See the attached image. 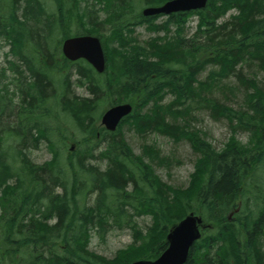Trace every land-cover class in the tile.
I'll return each instance as SVG.
<instances>
[{"label":"trees","instance_id":"1","mask_svg":"<svg viewBox=\"0 0 264 264\" xmlns=\"http://www.w3.org/2000/svg\"><path fill=\"white\" fill-rule=\"evenodd\" d=\"M70 1L72 5L50 0L56 6L50 10L44 0H10L8 14L0 7V38L19 62L10 68L17 77L9 85L16 82L21 98L15 104L9 97L6 70H0V264L155 260L167 248L172 226L190 212L212 229L193 246L185 264H244L238 230L232 227L238 221L226 218L239 209L246 215L241 224L259 227L245 207L250 203L246 183L264 219V192L253 187L258 180H250L260 171L264 185V0H209L205 9L190 14L160 15L166 21L157 26V16L143 17L135 3L159 7L170 0H96L98 7L104 4L98 10L89 0ZM230 11L234 15L223 21ZM188 15L199 20L190 38L181 21ZM73 20L82 25L75 34ZM135 22L166 36L139 44L129 30ZM105 23L111 25L107 39L102 35ZM172 26L176 33L170 32ZM84 34L100 37L108 53L102 75L83 61L74 64L76 85L87 89L86 98L74 94L70 75L64 76L57 63L62 42ZM57 72L63 77L56 86ZM168 94L172 101L164 104ZM235 97L244 98L239 109L222 102ZM125 103L134 109L123 126L114 133L99 127L105 107ZM51 108L69 117L83 135L67 157L63 131L46 123ZM197 111L229 122L231 138L223 150L193 128L189 118ZM131 122L140 134L189 142L197 159L186 189L155 175L153 165L169 163L156 145H144L141 156L130 149L122 128ZM56 134L59 139L53 138ZM239 134L247 135V144L237 139ZM44 141L53 158L33 164L24 150ZM96 159L106 164L104 170L91 164ZM241 196L246 198L242 210L237 203ZM141 216L153 220L145 234L135 222ZM123 222L130 223L133 246L139 248L119 251L112 260L90 251L94 228L106 233L110 224Z\"/></svg>","mask_w":264,"mask_h":264},{"label":"rangeland","instance_id":"2","mask_svg":"<svg viewBox=\"0 0 264 264\" xmlns=\"http://www.w3.org/2000/svg\"><path fill=\"white\" fill-rule=\"evenodd\" d=\"M95 1L96 0H89L91 5H95ZM66 2L72 5L70 0H66ZM46 3L48 4L50 10L55 9L56 7L55 3L53 2L50 3L46 2ZM9 4H10V0H0L1 10L5 14H8L9 12V9L7 8ZM135 4H136L137 12L139 11L141 13L144 10V8L142 7L138 8L137 2ZM95 6H96L95 7L96 10H98L104 7V4L99 7L97 5ZM123 13L129 14L127 10ZM231 15H234L233 11H230L227 17L223 21H227ZM100 17L101 20L106 19V16H104L103 12H100ZM165 21L166 18L164 19V17L157 16V18L154 21V25L157 26ZM181 21L182 22L184 21V35L190 38L197 33L199 27V20L197 15L185 16ZM172 27L173 28L170 29V32L173 31L174 33H176L175 31L177 30V27L176 26H172ZM79 29H82V25L80 23H77L76 20H73L72 33L74 34L77 33ZM110 29H111V25L105 23L103 26L102 35H104L106 39L110 36ZM129 30H131V34H133L131 35V37L135 39L139 44L144 43L150 39H153L157 35L159 38H163L166 36L165 33L155 34V30L153 29V27H150V25L146 23L136 24L135 22L134 25L129 26ZM201 40L202 38L200 39V41ZM109 46L111 48H116L117 44L113 42H109ZM28 48L29 47L26 46V49ZM11 49L12 46L9 43H7L5 39L0 38V70H6V77H8V79H6L5 84L8 85L10 91L9 97L12 98L15 104H19L21 98L18 93V90L16 89L17 87L16 82L15 84L9 85L10 82L13 81L12 79L17 77L10 68L12 67V64H14L15 66L19 64L17 59L11 54ZM28 51L29 50H27L26 52ZM58 52L62 53L61 48H59ZM83 62L84 64H88L85 61ZM57 63L59 64L60 67H62L63 69L62 73H64V76L67 74L70 75L71 90H73L74 94L77 97H82V98L88 97L89 94L86 88L78 87L76 85L77 77L74 74L75 63L68 62L67 60L65 61V59H63L61 55L60 57L57 58ZM209 72H210V68H208V70H206L203 74H201L199 79L204 80ZM24 75L29 77L27 72H25ZM263 75L259 76L260 79L263 78ZM62 77L63 75H60V73L58 72L55 73V75H53V79L56 86L60 84L59 80ZM26 80L30 82L29 79ZM230 81H232L233 83L235 80L233 78L230 79ZM243 99H244L243 97H235L234 99L227 98L224 101L220 99V101L227 104L228 106L239 109L240 107L238 106L240 105V103H242ZM171 101H172V95L168 94L165 98L164 104H169ZM111 107L112 106H108L107 108L105 107V110L102 112L101 117L99 118V127H103L101 125L102 116ZM50 110L51 113L48 115L49 117L46 119L47 126H53L52 128L55 129L59 127L63 131L62 137L65 140V149H66V151L63 150V152H65V156L67 157V155L69 156L71 152H74L76 150L78 141L83 138V135L79 133L76 126L69 117L65 116L63 113L56 110L55 108L54 109L51 108ZM194 117L195 120L193 121L192 124L193 128L205 132L208 135L209 142L212 143L215 149H217L218 151L223 150L226 144L229 142V139L231 138V133L227 121L226 120L215 121L205 111L204 112L197 111ZM122 132L124 134L127 143L132 147L134 153L137 156H141L143 154L144 145L154 144L158 147L159 150H161L162 153L161 155L168 158L170 164L167 162L166 165L169 164V166L153 165L155 175L158 176L164 183H166L167 185L173 188H178V189H186L189 186L190 176L195 171V162L197 159V155L192 150L189 142L181 141L177 143L166 136L151 132L141 135L136 131L133 122L128 123V125H125L122 128ZM53 138L59 139L60 136L59 134H56L54 135ZM237 138L243 144H247L248 142V137L245 134H239ZM37 146H38L37 148H34L32 145L27 146V148L24 150V153L28 156V158L32 161L33 164L44 165L50 162L53 158V155L48 147V144L44 141L38 143ZM91 164L94 166H98L102 170L106 168V164L98 159L92 160ZM260 176H262V173L258 171L256 173V177H254L255 179L251 178L250 180L251 181L258 180L259 183L253 184V187L255 189L261 187V189L264 192V185L261 182L262 179L261 180L259 179ZM250 180L248 184L250 183ZM250 188L251 187L246 183L243 186V190L248 192V195L246 196L247 200L250 199V203L245 207L249 206L250 211L253 214V217L256 219H260L262 216L261 215L262 208L260 209L261 204H259V201L256 202L253 199L252 194L250 193ZM91 198L93 201V197ZM246 198H243L241 196V198L237 201L241 210L243 209L242 206L244 204V200L246 201ZM262 207L264 209L263 205ZM234 215L235 213L233 214L231 213V216H233V220L238 221L237 223L239 224H241L243 218L246 217L244 213H240L238 216L237 215L234 216ZM135 222L137 224V227L145 234L147 229L151 227L153 220L150 216H141V217H137L135 219ZM259 224H260V220H259ZM259 226H261V228L258 230H255L254 227L253 228L236 227L239 235L238 242L240 243L239 246L241 248L239 252L243 253L241 262L244 264H264V219L262 220L261 218V224ZM129 227H130V223L127 224L125 222L120 224L117 223L110 224V226L107 227L106 233H103L99 227L94 228L91 231L92 237L89 246L90 251L100 255L103 258H106L107 260H112L115 258L116 254L119 251L125 250L132 252V249L139 248L140 245L136 247L133 246V232ZM208 234L209 233H204V236L205 235L208 236ZM253 235H255L256 238H254ZM134 257L136 256H133L132 258Z\"/></svg>","mask_w":264,"mask_h":264},{"label":"water","instance_id":"3","mask_svg":"<svg viewBox=\"0 0 264 264\" xmlns=\"http://www.w3.org/2000/svg\"><path fill=\"white\" fill-rule=\"evenodd\" d=\"M208 0H171L161 7L147 8L145 17L171 15L177 12H189L206 8ZM64 57L71 61L86 60L99 74L106 71V57L101 39L92 35L76 36L66 39L62 45ZM133 106L120 104L108 109L102 117V125L110 132H115L120 123L130 116ZM207 227L202 217L194 213L186 216L172 227L166 237L167 249L155 260H138L132 264H185L195 242L202 237Z\"/></svg>","mask_w":264,"mask_h":264},{"label":"bare ground","instance_id":"4","mask_svg":"<svg viewBox=\"0 0 264 264\" xmlns=\"http://www.w3.org/2000/svg\"><path fill=\"white\" fill-rule=\"evenodd\" d=\"M209 1V0H208ZM207 4H208V2H207ZM161 33H163V32H161ZM155 34H156V32H155ZM158 37V35L155 37V38H157ZM103 51H104V54H105V57H106V60L108 61V53H107V49L105 48V47H103ZM77 82V81H76ZM82 88H84V87H82ZM87 90V89H86ZM193 117H191V118H189V120L190 121H192L191 123H193V121L195 120V117H194V115H192ZM209 116L211 117V115L209 114ZM212 118V117H211ZM213 120H215L214 118H212ZM216 121V120H215ZM228 123V125H229V122H227ZM141 135H144V134H141ZM238 139V138H237ZM183 141H185V140H183ZM129 145V144H128ZM130 146V145H129ZM130 149L133 151V149H132V147L130 146ZM134 152V151H133ZM30 160V159H29ZM31 161V160H30ZM32 162V161H31ZM190 182H191V176H190ZM190 182H189V184H190ZM1 210V209H0ZM1 213V212H0ZM192 213H194V212H190V213H188L187 215H185V217L186 216H188V215H190V214H192ZM232 213V212H231ZM231 213H230V215L229 216H227V218H226V220L227 221H232L233 220V216H231ZM252 213V212H251ZM252 216H253V214H252ZM254 218V217H253ZM254 220L255 221H257V222H255L256 224H255V226H259L260 224H261V220L260 219H256V218H254ZM259 220H260V224H259ZM179 223V222H178ZM178 223H176V224H174L172 227H174L175 225H177ZM232 227H245L243 224H239V223H237V222H233V226ZM260 227V226H259ZM253 237L254 238H256V236L255 235H253ZM197 242H199V241H197ZM197 242H195V244L197 243ZM194 244V245H195ZM167 247H168V245H167ZM167 249V248H166ZM165 249V250H166ZM164 250V251H165ZM163 251V252H164Z\"/></svg>","mask_w":264,"mask_h":264},{"label":"flooded vegetation","instance_id":"5","mask_svg":"<svg viewBox=\"0 0 264 264\" xmlns=\"http://www.w3.org/2000/svg\"><path fill=\"white\" fill-rule=\"evenodd\" d=\"M260 228H261V227H254L255 230H258V229H260Z\"/></svg>","mask_w":264,"mask_h":264}]
</instances>
